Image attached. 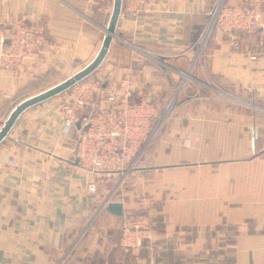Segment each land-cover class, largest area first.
<instances>
[{"label":"crops","instance_id":"0c3cea01","mask_svg":"<svg viewBox=\"0 0 264 264\" xmlns=\"http://www.w3.org/2000/svg\"><path fill=\"white\" fill-rule=\"evenodd\" d=\"M248 1L264 3L143 0L132 15L122 0L93 74L129 81L132 100L176 106L124 179V200L111 198L123 216L102 207L119 175L72 163L51 99L23 111L0 142V264H264V37L214 33L204 61L192 53L220 2ZM110 12L98 0H0V24H41L47 39L33 61L0 68V126L95 57ZM129 217L134 252L118 229Z\"/></svg>","mask_w":264,"mask_h":264},{"label":"built area","instance_id":"2783aa9c","mask_svg":"<svg viewBox=\"0 0 264 264\" xmlns=\"http://www.w3.org/2000/svg\"><path fill=\"white\" fill-rule=\"evenodd\" d=\"M98 1L111 10L113 0ZM126 2L131 14L136 15L143 0ZM213 17L210 29L207 26L198 38L204 35V44L213 30L232 42L244 33L264 37V3L260 1L232 5L221 2ZM46 41L41 24L24 21L0 24V68L16 69L33 61ZM132 93L129 81L91 74L50 100L61 119L60 133L76 134L71 144L73 159L78 160L79 166L92 173H115L121 180L139 167L163 123L170 117L174 98L159 112L160 108L152 99L132 100ZM77 121L79 127H76ZM109 201L110 196L102 207ZM139 226L137 217H129L121 223V238L131 252L141 247L140 237L133 235Z\"/></svg>","mask_w":264,"mask_h":264},{"label":"water","instance_id":"95a60500","mask_svg":"<svg viewBox=\"0 0 264 264\" xmlns=\"http://www.w3.org/2000/svg\"><path fill=\"white\" fill-rule=\"evenodd\" d=\"M221 3V2H220ZM219 3V4H220ZM122 8V0H113L111 12L109 15V19L107 22L106 27L104 28V36L100 45L99 50L97 51L95 57L82 69L78 70L71 76L67 77L66 79L62 80L61 82L35 94L32 95L18 104L14 106V108L10 111L7 118L2 121L0 126V142L7 136L11 128L13 127L14 123L18 119V117L22 114L23 111L27 110L28 108L44 103L48 101L49 99H52L53 97H56L65 91H67L70 87H72L76 82L86 78L87 76L93 74L100 64L102 63L104 57L106 56V53L109 49L111 40L115 36V28L121 13ZM213 18V17H212ZM211 18L210 22L213 21ZM106 82L103 83L105 85ZM80 122H76V127H79ZM76 134H73V137H75ZM73 164L77 165L78 160L74 159ZM104 209L108 211L109 213L116 215V216H123L124 215V209L122 202L118 201H109L104 206Z\"/></svg>","mask_w":264,"mask_h":264},{"label":"rangeland","instance_id":"374dc122","mask_svg":"<svg viewBox=\"0 0 264 264\" xmlns=\"http://www.w3.org/2000/svg\"><path fill=\"white\" fill-rule=\"evenodd\" d=\"M209 24V23H208ZM208 27H209V25H207ZM206 26V27H207ZM205 27V28H206ZM204 36V35H203ZM203 36H201V38L197 41V43H196V45L194 46V49L192 50V53H193V55H195V57H194V60H196V62H201V61H204L203 60V57H204V50H205V46H206V43L205 44H203V46L202 47H200V44H201V41H203L202 40V37ZM208 41V40H207ZM196 50L198 51V52H196ZM188 77H189V75H188ZM190 80V79H189ZM186 82H188L189 83V81H186ZM185 83V82H184ZM183 86V85H182ZM205 91H206V88H205ZM222 95V94H225V93H222V94H220V92L219 93H216V95ZM218 97H220V96H218ZM221 97H224V98H227V99H229L230 101H226L225 100V102L226 103H231L232 105H239L240 107H243V108H247L246 110L247 111H251L252 110V108L250 107V106H248V105H246V104H243L242 103V101H240L239 99H236V98H233V97H231V98H228L227 96H224V95H222ZM177 99L175 98L174 99V102L173 103H171L170 105H172V107H171V112H173V110H174V108H175V106H176V103H177V101H176ZM264 117V116H263ZM125 179V178H124ZM125 186H126V184H125V180H121V178H118V179H115V180H113L110 184H109V187L107 188L108 190H113L112 192H109L108 193V195L107 196H110V198H112V199H121V200H124L123 198H124V196H125V191H126V189H125ZM106 190V189H105ZM126 201V200H125ZM120 222V221H119ZM118 229H119V235L121 236V227L120 226H118ZM141 248V247H140Z\"/></svg>","mask_w":264,"mask_h":264},{"label":"bare ground","instance_id":"6f19581e","mask_svg":"<svg viewBox=\"0 0 264 264\" xmlns=\"http://www.w3.org/2000/svg\"><path fill=\"white\" fill-rule=\"evenodd\" d=\"M213 19H214V17H213ZM212 22H213V21L210 22L209 27L207 28L208 30L210 29V27H211V25H212ZM208 30H207V31H208ZM204 42H205V38H204V40L201 42L200 47L203 46ZM188 75H189L188 73L184 74V80H185V79H190V76L188 77Z\"/></svg>","mask_w":264,"mask_h":264},{"label":"trees","instance_id":"16d2710c","mask_svg":"<svg viewBox=\"0 0 264 264\" xmlns=\"http://www.w3.org/2000/svg\"><path fill=\"white\" fill-rule=\"evenodd\" d=\"M214 33H215V31L213 30L212 33H211V35H210V37H211ZM161 109H162V108L159 109V112H161Z\"/></svg>","mask_w":264,"mask_h":264}]
</instances>
